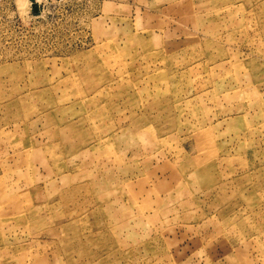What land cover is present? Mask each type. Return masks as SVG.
Returning a JSON list of instances; mask_svg holds the SVG:
<instances>
[{"label":"rangeland","instance_id":"1","mask_svg":"<svg viewBox=\"0 0 264 264\" xmlns=\"http://www.w3.org/2000/svg\"><path fill=\"white\" fill-rule=\"evenodd\" d=\"M0 264H264V0H0Z\"/></svg>","mask_w":264,"mask_h":264},{"label":"water","instance_id":"2","mask_svg":"<svg viewBox=\"0 0 264 264\" xmlns=\"http://www.w3.org/2000/svg\"><path fill=\"white\" fill-rule=\"evenodd\" d=\"M32 6L34 7L35 10H38L39 9V5H38V2L37 1H34L32 3Z\"/></svg>","mask_w":264,"mask_h":264}]
</instances>
